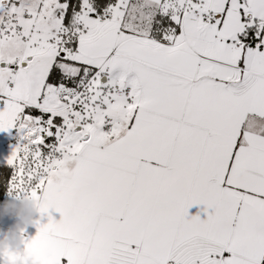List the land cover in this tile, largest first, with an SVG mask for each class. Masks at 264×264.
Instances as JSON below:
<instances>
[{"label": "snow or ice", "instance_id": "snow-or-ice-1", "mask_svg": "<svg viewBox=\"0 0 264 264\" xmlns=\"http://www.w3.org/2000/svg\"><path fill=\"white\" fill-rule=\"evenodd\" d=\"M13 130L0 264H264V0H0Z\"/></svg>", "mask_w": 264, "mask_h": 264}, {"label": "clouds", "instance_id": "clouds-1", "mask_svg": "<svg viewBox=\"0 0 264 264\" xmlns=\"http://www.w3.org/2000/svg\"><path fill=\"white\" fill-rule=\"evenodd\" d=\"M38 216L34 201L30 199H7L0 204V225L7 218H13L11 226L0 227V252L8 250L24 257L23 237L21 229L31 226L32 221ZM21 264H25L22 259ZM30 264V261H27Z\"/></svg>", "mask_w": 264, "mask_h": 264}, {"label": "rangeland", "instance_id": "rangeland-1", "mask_svg": "<svg viewBox=\"0 0 264 264\" xmlns=\"http://www.w3.org/2000/svg\"><path fill=\"white\" fill-rule=\"evenodd\" d=\"M12 133V132H11ZM14 135L13 134H10V135H13L12 138H14L16 140V133H15V130H14ZM17 143V140L16 142L14 141H11V142H7V144L5 145V147H3L1 150H0V165H5L3 163V161L5 160V158L10 154L11 152V149H12V146L15 145ZM7 199H12L10 197L7 196V194H5V197H4V200L3 202H5V200ZM3 204V203H1ZM14 223V219L13 218H7L5 219L3 222H2V225H0V227H7V226H11L12 224Z\"/></svg>", "mask_w": 264, "mask_h": 264}, {"label": "crops", "instance_id": "crops-1", "mask_svg": "<svg viewBox=\"0 0 264 264\" xmlns=\"http://www.w3.org/2000/svg\"><path fill=\"white\" fill-rule=\"evenodd\" d=\"M14 130L12 131V133H6V132H0V150L5 147V145L7 144V142H11L14 141L16 142V140L14 138H12V136L14 135ZM13 134V135H10ZM193 213L196 211V209H192L190 210ZM58 217V214H56ZM35 231L36 229L33 226H29L26 228V235H35ZM23 247V245H22ZM24 249V248H23ZM25 264H27V259H25Z\"/></svg>", "mask_w": 264, "mask_h": 264}, {"label": "trees", "instance_id": "trees-1", "mask_svg": "<svg viewBox=\"0 0 264 264\" xmlns=\"http://www.w3.org/2000/svg\"><path fill=\"white\" fill-rule=\"evenodd\" d=\"M0 170H4L8 173L9 176H11L12 169L7 168L6 165H0ZM6 193H0V204L3 203L4 197Z\"/></svg>", "mask_w": 264, "mask_h": 264}]
</instances>
